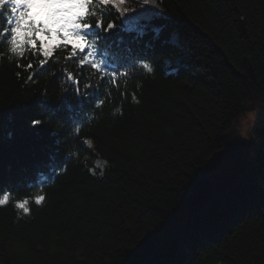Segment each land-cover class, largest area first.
<instances>
[{
    "label": "trees",
    "instance_id": "1",
    "mask_svg": "<svg viewBox=\"0 0 264 264\" xmlns=\"http://www.w3.org/2000/svg\"><path fill=\"white\" fill-rule=\"evenodd\" d=\"M120 7L129 11L111 9L115 27L100 47L130 55L134 67L115 85L65 60L70 49L39 69L42 57L0 47V195L13 197L0 207V264H264V0ZM138 14L148 26L142 37L122 30ZM67 72L104 103L89 97L69 110L76 86ZM247 118L254 149L245 175L181 220L221 136ZM24 198L29 214L14 207Z\"/></svg>",
    "mask_w": 264,
    "mask_h": 264
},
{
    "label": "snow or ice",
    "instance_id": "2",
    "mask_svg": "<svg viewBox=\"0 0 264 264\" xmlns=\"http://www.w3.org/2000/svg\"><path fill=\"white\" fill-rule=\"evenodd\" d=\"M124 3L125 0H0V47L7 46V51L17 58L24 57L26 53L42 57L39 59V69L47 64L56 50L70 49L65 60L72 61L81 70L91 68L102 83L115 85L117 76L125 77L128 70L134 67L132 57L112 50L111 45L101 48L100 44L111 39L108 33L115 27L110 18L111 9H115L122 17L129 11L126 7H120ZM144 3H149V0H144ZM34 9L37 11L34 12ZM90 18L96 19L93 22ZM106 18L108 22L105 25ZM147 27L140 22V14L128 16L122 21V30L135 33L138 37L145 34ZM153 31L155 37L159 38L160 30ZM125 51L130 53V49ZM11 58L10 56L9 59ZM20 66L17 63V67ZM138 67L147 73L153 71L147 62H141ZM26 68L32 69L33 64L28 63ZM121 68L124 70L121 71ZM66 78L76 86V105L67 104L65 98L64 103L69 110H83L85 103L91 102L89 97L95 98L96 108L104 103L97 97L98 88L88 91L92 88L91 83H84V91L81 92L79 76L67 72ZM28 79L31 80L32 77L29 76ZM135 99L133 96V100ZM30 123L36 129L41 120L33 119ZM76 131L79 132V126ZM84 145L90 148L91 140H85ZM2 179L0 177V182ZM45 199L42 194L35 195L34 203L41 205ZM12 200L10 192L3 190L0 207L6 206ZM28 205L29 198L14 202V207L25 214L30 212Z\"/></svg>",
    "mask_w": 264,
    "mask_h": 264
},
{
    "label": "water",
    "instance_id": "3",
    "mask_svg": "<svg viewBox=\"0 0 264 264\" xmlns=\"http://www.w3.org/2000/svg\"><path fill=\"white\" fill-rule=\"evenodd\" d=\"M243 112L252 108L243 106ZM235 121L221 136L222 149L214 152L202 168L200 178L191 184L190 193L180 215L187 220L203 212L208 203L225 192L246 173V161L254 149V141L243 137Z\"/></svg>",
    "mask_w": 264,
    "mask_h": 264
},
{
    "label": "rangeland",
    "instance_id": "4",
    "mask_svg": "<svg viewBox=\"0 0 264 264\" xmlns=\"http://www.w3.org/2000/svg\"><path fill=\"white\" fill-rule=\"evenodd\" d=\"M250 118L245 119L239 126L240 133L243 137H246L245 128L247 123L249 122ZM105 163L101 160H97L95 162V167L97 170L101 171L104 168Z\"/></svg>",
    "mask_w": 264,
    "mask_h": 264
}]
</instances>
